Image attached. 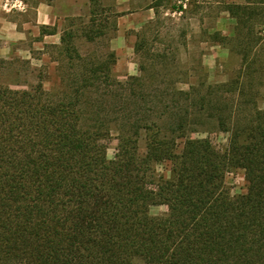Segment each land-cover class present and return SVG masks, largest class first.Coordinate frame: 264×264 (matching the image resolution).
<instances>
[{"label": "trees", "instance_id": "16d2710c", "mask_svg": "<svg viewBox=\"0 0 264 264\" xmlns=\"http://www.w3.org/2000/svg\"><path fill=\"white\" fill-rule=\"evenodd\" d=\"M90 2L45 45L49 88L0 81V264H264V0L218 1L230 34L200 29L238 58L220 83L189 81L160 39L162 0L135 33L138 74L118 79L115 21Z\"/></svg>", "mask_w": 264, "mask_h": 264}, {"label": "rangeland", "instance_id": "374dc122", "mask_svg": "<svg viewBox=\"0 0 264 264\" xmlns=\"http://www.w3.org/2000/svg\"><path fill=\"white\" fill-rule=\"evenodd\" d=\"M98 2V10L104 11L107 24L115 21L116 31L107 41L115 54L112 73L120 80L138 74L137 56L133 51L135 33L153 18L150 6L156 0H93ZM218 1L242 2V0H162L159 8L162 22L160 39L165 44L178 47L179 58L184 71L195 81L198 74H205L210 83L226 81L238 65L237 56L219 44H211L202 40L200 29L212 27L223 34H230L234 20L227 12H219ZM182 4L186 12L181 15L173 11V5ZM44 11L38 13L37 8ZM91 8L90 0H0V14L8 13V17L16 22L18 36L7 46V53L1 59L10 62L0 69V81L15 83L13 88H24L26 83H34L37 76H44V83L49 88L55 79L54 63L50 61V50L45 46L58 44L62 30L67 27L68 20L78 18L86 21ZM190 9V10H189ZM194 10V11H193ZM37 14H39L37 18ZM77 21V22H78ZM55 29L53 34H41ZM110 33V32H109ZM3 35L0 30V42ZM147 37L150 39L151 34ZM186 88V85H182ZM224 141V136L217 137ZM116 140L107 142L106 155L112 158ZM225 186L231 194L244 191L243 171L238 169L229 172L224 178ZM166 211L164 204L151 206V215H160Z\"/></svg>", "mask_w": 264, "mask_h": 264}, {"label": "crops", "instance_id": "0c3cea01", "mask_svg": "<svg viewBox=\"0 0 264 264\" xmlns=\"http://www.w3.org/2000/svg\"><path fill=\"white\" fill-rule=\"evenodd\" d=\"M38 13H42L44 9L42 7L37 8ZM39 14H37L38 20H40ZM8 13L0 14V30L3 35L1 36L2 41L0 42V56H4L7 51L9 43L18 36L16 22L8 17Z\"/></svg>", "mask_w": 264, "mask_h": 264}]
</instances>
